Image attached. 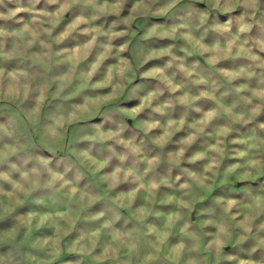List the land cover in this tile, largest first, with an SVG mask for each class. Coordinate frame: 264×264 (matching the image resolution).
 <instances>
[{"label":"clouds","instance_id":"9594fccd","mask_svg":"<svg viewBox=\"0 0 264 264\" xmlns=\"http://www.w3.org/2000/svg\"><path fill=\"white\" fill-rule=\"evenodd\" d=\"M0 264H264V0H0Z\"/></svg>","mask_w":264,"mask_h":264}]
</instances>
